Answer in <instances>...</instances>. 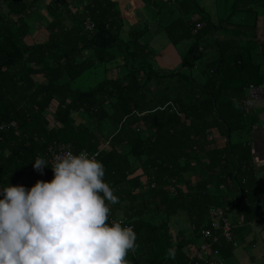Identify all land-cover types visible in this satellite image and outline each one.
<instances>
[{"label": "trees", "instance_id": "obj_1", "mask_svg": "<svg viewBox=\"0 0 264 264\" xmlns=\"http://www.w3.org/2000/svg\"><path fill=\"white\" fill-rule=\"evenodd\" d=\"M227 3L231 13L218 24L197 0L159 3L172 14V6L181 5L179 16L167 17L162 29L173 45L185 41L186 49L178 69L158 72L142 42L149 23L124 34L111 0H0V126L16 123L0 131V188L51 181L50 167L40 174L32 164L37 157L46 159L54 143L69 145L74 153H96L101 139L110 138L97 160L119 198L109 219L122 220L137 236L130 264H204L187 250L207 226L208 208L224 211L227 204L226 196L209 187L228 175L240 199L248 198L240 161L232 172H213L219 160L207 161L208 138L216 132L229 141L245 128L235 99L262 83L256 62H264V42L262 52H253L259 11L252 8L264 7V0ZM152 14L158 18V11ZM86 18L93 24L90 31L84 29ZM225 24L232 25L228 34ZM210 51L216 60L207 63ZM116 58L122 74L87 91L71 87L97 66L109 71L104 65ZM202 63L206 78L198 84L191 70ZM179 213L194 226L191 239L172 232L170 221Z\"/></svg>", "mask_w": 264, "mask_h": 264}, {"label": "clouds", "instance_id": "obj_2", "mask_svg": "<svg viewBox=\"0 0 264 264\" xmlns=\"http://www.w3.org/2000/svg\"><path fill=\"white\" fill-rule=\"evenodd\" d=\"M32 166L40 174L50 167L53 178L27 189L0 188V264H130L137 236L122 220L109 219L119 198L103 164L69 149L50 164L37 157Z\"/></svg>", "mask_w": 264, "mask_h": 264}, {"label": "crops", "instance_id": "obj_3", "mask_svg": "<svg viewBox=\"0 0 264 264\" xmlns=\"http://www.w3.org/2000/svg\"><path fill=\"white\" fill-rule=\"evenodd\" d=\"M111 1L116 4L120 12L124 23V34L133 27H143L144 24L149 23L148 32L144 35L142 42L146 44V48H148V51L153 56L151 64L154 70H156L154 66L158 68L156 70L158 72H171L180 67V56L186 49V42H181L178 45H173L170 42L162 27L168 22L172 11L171 8L159 5V3L169 4L173 0ZM197 2L207 12L211 22L214 24H218L220 20L226 19L232 10L227 0H197ZM180 7L181 5L179 7L172 6V10L176 11L172 14V17L179 16V13H181L179 11ZM252 8L259 11L256 21V47L253 51L258 55L262 52L261 45L264 42V7L257 3L253 4ZM155 11H158V18L154 20L152 12ZM244 15L246 16L247 14L245 13ZM238 18L236 16L235 20L237 21ZM229 26L232 27L229 24L224 25V30H227V34L231 30H228ZM223 35L221 33L217 36L223 39ZM181 50L182 53H179ZM215 60V53L210 51L205 62L210 63ZM120 62V59L116 58L112 63L104 65L109 71H104L103 66H97L93 71L84 73L72 85H78L79 81L82 84L96 82L94 84L96 85L104 78H115L120 75ZM256 63L259 65L262 83L250 85L252 88L250 86L245 88L241 98L235 99L236 102L246 99L253 101V111L245 114V128L238 131V133L232 134L229 141L216 132H211V137L208 138L211 142L206 152L207 161L219 160V165L213 172L216 173L220 170L232 172L236 169L235 163L240 161L241 164L238 163L240 167L239 175L242 178L241 182L246 186L244 192L248 197L247 199H240V193L234 188L235 186L229 178H227L228 175L222 177V183H218V187H213V185L209 187L211 193H222L226 196L227 204L224 206V213L233 227L231 242H226L224 239L219 238L211 246V255L215 257L218 264H264V62L261 59H257ZM203 65V63L198 64L191 70V74L198 84H203L206 78L203 77ZM228 144L233 146L227 149L226 145ZM238 198L239 204L236 205ZM233 200L236 201L235 204H233ZM183 217H186V215L179 213L170 221V226H172L173 222L174 226L177 227L175 229L176 232L181 231L180 220ZM194 236L195 232L192 230V233L186 236V238L191 239ZM200 241L199 236L196 243L187 250V254L192 255L196 252L200 248Z\"/></svg>", "mask_w": 264, "mask_h": 264}, {"label": "built area", "instance_id": "obj_4", "mask_svg": "<svg viewBox=\"0 0 264 264\" xmlns=\"http://www.w3.org/2000/svg\"><path fill=\"white\" fill-rule=\"evenodd\" d=\"M93 27V24L91 23V20L89 18L85 19L84 22V29L86 31H90ZM252 88V86H250ZM172 107L173 110H175L174 106H172L170 103L168 104ZM238 107L244 114H249L253 111L254 105L253 101L251 99L242 100L240 102H237ZM161 109H164L162 107ZM51 118V117H49ZM16 128V123L11 122L8 125L0 126V131L2 130H8ZM110 141L109 139H101L100 141V150L96 153H89L90 155H94L96 159L98 158V154L103 149L108 148V143ZM71 150L69 145H63V144H52L48 146L47 153H46V160L49 161V164L52 161L53 156L59 154L62 150ZM72 151V150H71ZM87 152V151H86ZM74 153V152H73ZM79 153V152H77ZM88 153V152H87ZM12 186H22L21 181H16ZM151 188L154 187V184H151ZM169 191L172 192V194H175V190L173 187H169ZM2 198V196H0ZM236 201L233 200V204H235ZM208 216H209V222L206 227L202 228L200 230V238L202 240V244L200 248L193 253V258L197 262H202L204 264H218V262L215 260V257L211 255V246L218 241L219 238L224 239L226 242L232 241V232L233 227L229 223L228 219L225 216V213L222 208L220 207H209L208 208ZM111 220H119V219H110ZM130 226V225H128ZM192 230L194 229V226L191 225ZM211 255V257H210Z\"/></svg>", "mask_w": 264, "mask_h": 264}, {"label": "rangeland", "instance_id": "obj_5", "mask_svg": "<svg viewBox=\"0 0 264 264\" xmlns=\"http://www.w3.org/2000/svg\"><path fill=\"white\" fill-rule=\"evenodd\" d=\"M120 51V50H119ZM179 53H182V50H181V52L179 51ZM119 65H120V74L121 73H123L124 72V69L122 68V65H123V63L121 64V62L119 63ZM154 68L156 69V70H158V68H156L155 66H154ZM96 82H91L90 84L88 83V82H86V83H84V84H82L81 83V81H79L78 82V85H76V84H74V85H72L71 87L72 88H74V89H77V90H79V91H87V89H90V88H93L95 85ZM178 218V217H177ZM181 224H180V228H181V231H183V234H185L186 236H188L189 234H191L192 233V228H191V224H190V222L188 221V219H187V217H183L181 220ZM175 224L172 222V226H171V229H172V232L173 233H177L176 231H175V229L177 228V227H175L174 226ZM200 240H201V238H200ZM201 242V244H202V240L200 241ZM201 246V245H200Z\"/></svg>", "mask_w": 264, "mask_h": 264}]
</instances>
